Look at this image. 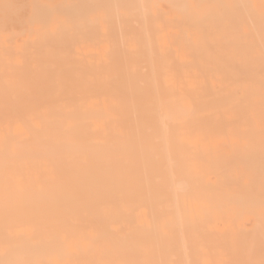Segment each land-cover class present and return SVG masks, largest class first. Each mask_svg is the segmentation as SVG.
Wrapping results in <instances>:
<instances>
[{"label":"bare ground","instance_id":"obj_1","mask_svg":"<svg viewBox=\"0 0 264 264\" xmlns=\"http://www.w3.org/2000/svg\"><path fill=\"white\" fill-rule=\"evenodd\" d=\"M0 264H264V0H0Z\"/></svg>","mask_w":264,"mask_h":264},{"label":"rangeland","instance_id":"obj_2","mask_svg":"<svg viewBox=\"0 0 264 264\" xmlns=\"http://www.w3.org/2000/svg\"><path fill=\"white\" fill-rule=\"evenodd\" d=\"M207 178H209L210 181L215 180L213 175H210ZM245 223L246 220L242 219V217L234 218L231 221H226L223 218H215L214 220V226L219 235H229V237L234 233L233 229H235V227L242 229L246 226Z\"/></svg>","mask_w":264,"mask_h":264}]
</instances>
